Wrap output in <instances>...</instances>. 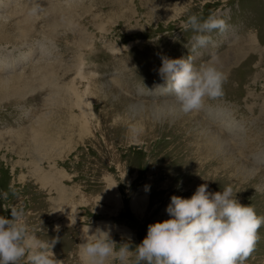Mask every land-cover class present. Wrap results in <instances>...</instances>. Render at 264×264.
<instances>
[{"label": "rangeland", "instance_id": "rangeland-1", "mask_svg": "<svg viewBox=\"0 0 264 264\" xmlns=\"http://www.w3.org/2000/svg\"><path fill=\"white\" fill-rule=\"evenodd\" d=\"M193 14L227 23L196 52L197 33L183 28ZM187 55L197 67L217 57L227 79L221 97L184 114L157 87L161 57ZM0 80V216L23 210L30 234L57 239L64 264H83L77 245L93 221L134 248L170 218V197L201 184L231 186L264 216V0H0ZM51 167L85 194L146 198V210L105 218L80 207L72 227L52 232L41 185ZM258 235L244 264H264V225Z\"/></svg>", "mask_w": 264, "mask_h": 264}, {"label": "clouds", "instance_id": "clouds-1", "mask_svg": "<svg viewBox=\"0 0 264 264\" xmlns=\"http://www.w3.org/2000/svg\"><path fill=\"white\" fill-rule=\"evenodd\" d=\"M31 11L36 14L39 5ZM183 28L197 33L191 37V51L196 52L212 42L210 33L224 32L227 23L214 15L201 20L193 14ZM218 63L214 56L197 67L192 56H162L158 72L165 83L157 88L174 96L184 114L198 112L205 99L223 95L227 76ZM207 187L201 184L187 199L170 197L166 208L170 218L148 225L146 237L134 248L128 243L117 248L110 230L98 227L89 235L88 228L86 239L77 245L83 264H106L109 258L119 264H244L259 240L264 216H258L251 205L240 204L231 186L215 193ZM10 216H0V264H20L25 258L28 264H64L52 251L57 239L42 242L30 234L23 210L13 207Z\"/></svg>", "mask_w": 264, "mask_h": 264}, {"label": "crops", "instance_id": "crops-1", "mask_svg": "<svg viewBox=\"0 0 264 264\" xmlns=\"http://www.w3.org/2000/svg\"><path fill=\"white\" fill-rule=\"evenodd\" d=\"M63 172L54 170L51 167L49 171L44 172L48 175V178L41 180L42 182L46 181V183H41V185L49 187L48 190L51 193L49 199V219L52 223V232H56V226H59V229L72 227L76 220L75 213L80 207L87 208V210L96 215L95 217L103 216L105 218L118 217L123 208L128 209L134 215H143L146 210V198H142V201L139 200L138 204L134 205L132 202V198L134 197L123 201L116 199L112 191L109 192V196L104 194V192H98L94 195L85 194L76 184H71L68 179H64ZM47 201L44 198V203L48 204ZM90 225L89 228L92 234L98 227L107 230L105 221H93V224ZM35 236L37 237L38 235Z\"/></svg>", "mask_w": 264, "mask_h": 264}, {"label": "bare ground", "instance_id": "bare-ground-1", "mask_svg": "<svg viewBox=\"0 0 264 264\" xmlns=\"http://www.w3.org/2000/svg\"><path fill=\"white\" fill-rule=\"evenodd\" d=\"M1 82V80H0ZM2 85V84H1ZM84 103H82V106H83ZM88 108H90V106H88ZM86 123V122H85ZM142 201V200H141ZM139 200H136V205L138 204ZM134 205H135V202H134Z\"/></svg>", "mask_w": 264, "mask_h": 264}]
</instances>
